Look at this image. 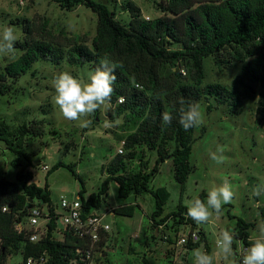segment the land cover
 I'll use <instances>...</instances> for the list:
<instances>
[{
    "label": "trees",
    "instance_id": "16d2710c",
    "mask_svg": "<svg viewBox=\"0 0 264 264\" xmlns=\"http://www.w3.org/2000/svg\"><path fill=\"white\" fill-rule=\"evenodd\" d=\"M53 1L68 12L83 5L98 15L96 35L91 46L86 42L72 43L54 37L46 24L39 28L43 38H33L32 27L26 21L23 30L26 38L22 43L15 44L22 54L9 63L0 75V97L9 95L13 85L36 63L46 61L57 66L67 62L76 67L88 65L94 71L101 60L110 59L116 64L111 103L116 104L124 98V102L115 108L116 117L111 119H118L125 112H136L142 122L126 138V154L117 156L102 171L107 178L100 190L85 200L86 191L83 188L79 196L88 210H99L110 183L116 182L121 199L128 200L132 195L144 193L154 197L153 226L171 221L176 227L189 225L195 231L197 224L186 215L187 207L180 204L176 211L165 214L170 192L164 187L151 190L150 185L160 172L161 165L171 160L175 180L181 186V192L186 191L193 171L190 157L196 127L187 131L183 129L178 122L181 109L187 111L192 104L199 106L203 98H216L219 103L229 104L232 111H237L244 100L261 99L257 110L261 119L257 122L264 121V0H164L158 5L163 16L153 20L144 19L141 9L127 2L121 8L129 15L128 22H122L115 10L95 0ZM21 22L18 19L16 25ZM209 58L215 59L218 65H242L241 73L230 88L221 84L204 85L205 61ZM165 113L172 117L170 123L163 121ZM28 135L41 134L29 129L28 123L12 131L0 118V142L15 156L12 166L18 169L16 181L0 178V239L6 249H18L21 241L14 231L15 213L26 212L36 200L52 202L48 183L41 188L32 182L34 176L29 170L31 160L25 149ZM138 146L147 147L157 154L152 170H149V163L142 160L139 170L128 169V163L138 159ZM62 167H67L76 179L81 180L74 165L58 164L52 172ZM198 198L206 202L207 194L202 193ZM4 207L9 210L7 213L2 211ZM136 207L116 208L115 215L133 217ZM251 227L243 219L237 220L236 237L245 248H249L254 240L249 234ZM199 234L200 241L190 242L186 249L200 247L206 238L204 233ZM45 249L57 252L62 251L63 246L46 240L34 250ZM206 250L209 254L208 246ZM32 251L33 248L28 245L27 255H31ZM106 262L111 264L108 259ZM143 264L149 263L145 259ZM236 264H239L238 259Z\"/></svg>",
    "mask_w": 264,
    "mask_h": 264
},
{
    "label": "rangeland",
    "instance_id": "374dc122",
    "mask_svg": "<svg viewBox=\"0 0 264 264\" xmlns=\"http://www.w3.org/2000/svg\"><path fill=\"white\" fill-rule=\"evenodd\" d=\"M107 4L117 13L122 22L129 21V15L122 10L127 2L138 6L144 19L153 20L163 16L159 4L164 0H95ZM118 8V9H117ZM18 19L22 22L16 25ZM28 21L33 30V38L43 36L39 31L46 24L54 37L83 43L91 46L96 35L98 15L86 6L79 5L73 11H66L53 0H0V24L12 26L18 37L16 43L26 38L23 33L24 23ZM14 23V24H12ZM22 52L16 48L14 54L0 55V75L5 67L18 59ZM222 59V58H221ZM242 65H218L213 58L205 61L206 79L204 85L221 84L230 88L235 78L241 73ZM68 71L74 77L87 79L92 69L86 65L76 67L67 64L52 65L42 61L23 76L12 92L0 97V118L16 131L28 123V128L37 131L40 136L28 135L25 139L26 152L30 156L33 183L41 188L49 185L52 202L58 204L62 197L73 198L84 188V199L97 193L107 174L103 173L119 156V150L126 154L124 142L133 134L142 122L136 112H125L119 116L121 123L111 129H103V119L116 117V104L99 109L98 114H90L88 129H82L76 122L67 121L54 103L55 90L53 80L61 72ZM119 101V100H118ZM261 99L244 100L237 111H232L229 104L219 103L216 98H203L199 104L202 123L196 126L190 164L192 173L186 184V191L175 180L173 163L168 160L161 165L160 172L153 179L150 189L167 188L170 199L165 206V214L172 213L182 204L198 198L214 185L227 181L234 192L231 203L224 205L217 216L213 213L212 222L197 224L198 233H204L206 240L199 248L188 250L178 245L183 234L193 231L191 226L176 227L170 221L162 226H153L151 216L155 210V199L150 193L132 195L128 200L119 198L118 184L111 182L107 195L103 197L101 213L108 208L116 209L128 205H137L133 217L109 216L106 222L111 226L113 236L112 250L108 252L111 264H193L194 252L199 250L215 253L216 241L222 230H231L235 236L233 254L225 257L216 255L214 264H236L237 253L242 250V243L236 237L237 220L250 223L252 239L264 226V121L258 123L257 114ZM211 107L209 110L208 108ZM222 147V159L217 162L210 159V152ZM138 159L128 163V169L137 171L140 162L149 163L152 170L157 154L147 147H137ZM15 156L0 142V178L16 181L18 169L12 166ZM74 165V170L81 180L62 167L54 172L58 165ZM47 166L49 170H44ZM128 170V171H129ZM49 172H51L50 175ZM257 191L260 192L257 195ZM235 217V218H234Z\"/></svg>",
    "mask_w": 264,
    "mask_h": 264
},
{
    "label": "clouds",
    "instance_id": "9594fccd",
    "mask_svg": "<svg viewBox=\"0 0 264 264\" xmlns=\"http://www.w3.org/2000/svg\"><path fill=\"white\" fill-rule=\"evenodd\" d=\"M18 37L12 26L0 24V55L8 56L14 54L15 42ZM116 64L110 59L104 58L99 67L89 73L87 79L74 77L70 72L64 71L53 80L55 95L54 103L59 107L60 113L67 121L76 122L82 129H88L90 121L86 119L90 114L99 109L107 108L111 102L114 91L113 85L116 80ZM183 103V101H181ZM172 117L165 113L163 121L170 123ZM179 124L185 131L202 123V113L198 104L189 105L187 111L181 109ZM121 123L120 119H103V129H111ZM210 159L219 162L222 159V147L210 152ZM260 192L257 191V195ZM234 192L229 182L214 185L207 191L206 202L199 198L188 201L186 215L196 224L212 222L213 213L217 216L221 213L224 205L231 203ZM235 236L231 230H222L216 241L215 253L208 254L196 250L194 252L193 264H214L216 255L225 257L233 254V243ZM239 264H264V226L259 227L258 234L253 243L247 249L246 254L237 257Z\"/></svg>",
    "mask_w": 264,
    "mask_h": 264
},
{
    "label": "built area",
    "instance_id": "2783aa9c",
    "mask_svg": "<svg viewBox=\"0 0 264 264\" xmlns=\"http://www.w3.org/2000/svg\"><path fill=\"white\" fill-rule=\"evenodd\" d=\"M123 102L120 98L118 104ZM123 153L119 150L118 154ZM44 170L49 168L45 166ZM2 211L9 210L4 207ZM109 216H115V209L108 208L105 213L88 210L79 195L62 197L58 204L36 200L26 212L14 215V231L21 237L18 249L4 248L0 239V264H108L113 242L111 226L106 222ZM46 240L60 243L63 250H34ZM199 241L200 234L190 231L183 234L178 245L186 248L190 242ZM28 245L33 248L31 255H27ZM247 249L242 247L238 257L244 256Z\"/></svg>",
    "mask_w": 264,
    "mask_h": 264
},
{
    "label": "bare ground",
    "instance_id": "6f19581e",
    "mask_svg": "<svg viewBox=\"0 0 264 264\" xmlns=\"http://www.w3.org/2000/svg\"><path fill=\"white\" fill-rule=\"evenodd\" d=\"M238 255V254H237Z\"/></svg>",
    "mask_w": 264,
    "mask_h": 264
}]
</instances>
